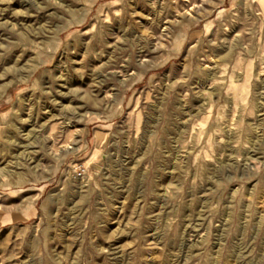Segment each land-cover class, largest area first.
Segmentation results:
<instances>
[{
  "label": "rangeland",
  "instance_id": "obj_1",
  "mask_svg": "<svg viewBox=\"0 0 264 264\" xmlns=\"http://www.w3.org/2000/svg\"><path fill=\"white\" fill-rule=\"evenodd\" d=\"M0 264H264V0H0Z\"/></svg>",
  "mask_w": 264,
  "mask_h": 264
},
{
  "label": "built area",
  "instance_id": "obj_2",
  "mask_svg": "<svg viewBox=\"0 0 264 264\" xmlns=\"http://www.w3.org/2000/svg\"><path fill=\"white\" fill-rule=\"evenodd\" d=\"M83 170H80V172H82ZM80 174V173H79Z\"/></svg>",
  "mask_w": 264,
  "mask_h": 264
}]
</instances>
